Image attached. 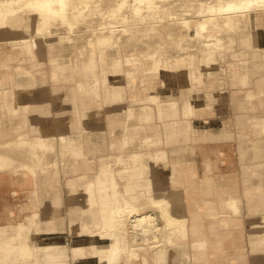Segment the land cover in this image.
<instances>
[{
  "label": "bare ground",
  "instance_id": "1",
  "mask_svg": "<svg viewBox=\"0 0 264 264\" xmlns=\"http://www.w3.org/2000/svg\"><path fill=\"white\" fill-rule=\"evenodd\" d=\"M30 30L35 34H29ZM142 30L147 31L150 36L147 40L154 50L140 58L127 47L139 46L133 45L132 39ZM16 31H21V35L16 36L12 44L7 40L10 37L0 38V47L6 46L0 54L5 75L17 77L15 71L27 58L22 49L44 55L47 53L45 45H48L53 53L51 79L54 82L75 80L83 97L93 93L105 101L112 100L114 108L127 111L115 160L96 172L83 188L89 195L91 219L79 226L71 225L69 235L64 222L59 227L57 216L51 213V217L44 219L45 227H41L45 241H36L25 248L20 254L22 260L27 261L34 253L35 263L42 264L38 256L44 251L48 254L45 264H55V258L72 244L67 236L77 235L79 243L72 247L78 253L90 251L95 262L100 264H124V255L134 260L140 250H144L146 260L162 235L169 239L178 237V240L184 237L181 229L186 225L185 211L180 198L175 199V191L169 190L176 186L179 169L166 147L178 150L181 145L169 146V143L181 137L196 139L200 126L207 127L206 117L194 119L196 115L204 116L212 106H197L194 101L202 100L199 97L202 94L209 99L225 94L219 88L223 81L219 70L223 64L230 67L225 70L237 78L232 81L240 90L247 87L236 95L242 100L239 108L254 109L255 98L264 100V44H261L264 42V0H0V33ZM68 45L69 51L63 50ZM162 47L169 48L166 54L159 52ZM36 63L30 72L35 76L41 72ZM167 72L177 79L181 90L167 94L149 91L157 80L160 88L167 86ZM204 83L208 89L200 87ZM129 92L132 102L139 104L145 97L159 98L155 105L140 104L152 111L158 109V116L179 111L183 118L165 117L173 123L166 121L162 129L153 121H140L143 116L134 112L135 104L117 100ZM19 93L13 90L18 114L21 113ZM150 113L144 116L152 118ZM246 118L249 120L242 122L256 125V132L264 136V114L254 113ZM21 124L26 127L25 123ZM20 138L25 139L24 134ZM83 154L82 143L64 133L39 135L33 139L32 167L35 172L40 168V172L48 174V192L53 194V203L58 204L60 200L56 187L59 161L65 163L67 158ZM210 162L206 160L208 172ZM248 165L255 167L257 172L264 168L263 162ZM188 169L196 175L191 163ZM208 172L202 180L206 189H222L224 185ZM149 173H158L159 179L148 178ZM33 178L35 174L30 176V183ZM147 180L156 184L146 183ZM231 187L233 189L221 196V202L227 208L237 209L241 199L237 196L236 185ZM81 188L78 180L69 183L72 193ZM33 199L37 209V196ZM175 203L180 204L184 219L173 214L171 205ZM156 207L161 209V215L145 211ZM160 220L166 221L165 227ZM39 221L36 212L35 233L40 231ZM3 247L0 244V250ZM170 251H175L174 247ZM125 264H131L130 260L126 259Z\"/></svg>",
  "mask_w": 264,
  "mask_h": 264
},
{
  "label": "crops",
  "instance_id": "2",
  "mask_svg": "<svg viewBox=\"0 0 264 264\" xmlns=\"http://www.w3.org/2000/svg\"><path fill=\"white\" fill-rule=\"evenodd\" d=\"M21 78L26 79L24 76ZM2 79L0 69V88L4 82ZM251 81L252 84L255 83L253 77ZM50 83L54 89L55 98L58 101L63 99L67 102L65 105H57L59 108L57 121L54 120L49 107ZM9 99L13 102L12 98ZM3 100L9 102L0 93V137L5 131L13 132L16 126L10 123L3 125ZM81 103H85V105ZM240 103L242 100L241 102L237 101V104L240 105ZM260 104L264 107V100L260 101ZM19 106L21 113L13 116V120L25 123L33 137L39 135L59 136L64 133L82 143L84 154L67 158L65 163L59 161L57 167L58 185L56 187L60 200L57 204L52 201L53 194L48 192L50 189L47 181L48 174L43 171L36 174L33 167L31 173L29 166H25L24 169V164L27 162L33 164L32 155L21 153L12 155V152L4 148L3 143L1 144L3 141L0 140V244L4 245L0 250V264H35L34 256L32 260L24 261L20 254L25 248L31 247L36 241H39L35 239L34 218L36 212L40 217L38 223L40 231L36 234L43 233L40 236V241L45 240L44 229L41 228L46 225L44 219L51 217V213L57 216L59 227L62 225L61 222H64L63 225L69 235H71V225L79 226L84 221L91 219V213L88 210L89 195L83 188L88 179L109 162L115 160V153L119 150L127 118L125 108H114L112 100L105 101L93 93L88 97H83L77 82L69 79L54 82L48 77L45 82L40 81L28 88L21 89ZM105 108L108 109L111 118V129L107 133L104 130H95V126L100 127L101 125L102 112ZM67 111L70 113L67 114ZM260 114H264V112ZM159 120L156 118V121L159 122ZM238 120L240 121V124L237 122V126H239L238 150L244 182L241 197L244 202L247 199V220L245 217L241 218V215H235L239 212L231 211L233 209L227 208L221 202V196L226 191L233 189L231 185L237 182L235 172L230 169L228 164L229 160L226 161L227 168L223 170V164L222 161H218L217 152L211 155L199 154L198 159H194L195 163H192L196 175L188 172L184 186L170 187L169 189L172 192L175 191L176 200L179 196L183 201L186 225L181 230L184 231L185 236L178 240V237L169 239L168 236L162 235L161 239L163 240L158 239L161 245L156 241L154 252L148 253L146 260L143 256L144 250H140L134 256V260L132 257L124 255L122 257L124 264L126 259H129L131 264H264V177L262 179L253 178L244 169L246 164L264 163V136L256 134V129L250 128L249 121L245 125L240 119ZM242 120L249 119L242 117ZM243 124L244 128H242ZM118 126H120V131L116 133ZM232 127L231 129L234 130V126ZM231 129L228 123L209 124L207 127L199 128L196 132V139L181 137L179 140L169 143V146H185L183 145L185 143L182 142L190 140H194L195 143L219 139L230 140L234 138L230 135ZM224 147L227 146H216L218 149H224L225 152ZM207 159L217 164V166L212 165L214 168L212 173L206 170ZM204 171L205 173H203ZM206 172L214 175L222 185H229V187L206 189L202 182ZM34 174L36 175V178H33L36 179L35 184L33 179L31 183L29 181L30 176H34ZM262 174L264 175V172ZM249 178H251L252 184L250 192L246 191V180ZM76 180L79 181L82 188L72 193L69 191V183ZM260 185L262 187H259ZM33 196H37V209L34 207ZM249 197H251V203H249ZM171 208L173 214L179 217L181 212L179 205L175 203L171 205ZM244 209L245 203L242 205V211ZM145 211H155L161 215L159 207ZM240 221L242 224L238 223ZM159 222L164 227L166 226L165 220ZM67 239L72 240V237L67 236ZM188 239L191 242L190 247L184 243ZM74 243H79V241ZM176 243L181 245H176ZM170 247L171 249L174 247L175 251L171 252ZM73 248L75 247H72V244L67 247L64 253H61L64 257L55 259L54 263L86 264L88 260H91L90 264H100V262H95V256L90 251L79 254ZM86 248L88 249V247ZM43 256L41 259L44 262Z\"/></svg>",
  "mask_w": 264,
  "mask_h": 264
},
{
  "label": "rangeland",
  "instance_id": "3",
  "mask_svg": "<svg viewBox=\"0 0 264 264\" xmlns=\"http://www.w3.org/2000/svg\"><path fill=\"white\" fill-rule=\"evenodd\" d=\"M29 34L33 35V34H35V32L33 30H30ZM19 35H21V31H16L14 33L4 32L3 34L0 33V38L8 36L10 38H8L7 40H10L9 42H10V44H12L13 43L12 41H15L16 36H19ZM148 38H150V36L147 34V31L142 30L137 35V37H134L132 39L133 45L137 44L139 46L130 45L127 48L131 52H135L134 53L135 56L143 58V57H145V54H147V52L154 50V46H153V44L149 43V41L147 40ZM141 41H142L143 45L141 44ZM261 44H264V42L261 41ZM4 45L5 44H2L0 47V54H1L2 50L6 47ZM45 46H46L47 53L44 55L39 54L38 52L34 53L31 50L22 49V50H24L23 54L25 56H27V58H24L22 60V63H20L21 68L19 70L15 71V74L17 76L16 78L14 76H11V75H5L3 72V68L0 65L2 78H3L2 80L4 81L1 84L2 87L0 88V93L4 96L5 100H7V99L9 100V102H6L3 100L4 106L2 109L3 110L2 123H3V125H6L7 123L16 125L15 130L13 132L5 131L3 133V136L0 137V140L3 141V142H1V144L3 143L4 148H6L10 152H12V155H14L16 153L31 155V144H32L33 139L35 137H33L29 133L27 127H24L21 125L20 122H15L13 120V116L18 115V113H16V111H15L16 102H17L16 98L17 97L13 94V90H17L20 92L21 89L28 88L29 86L35 85L36 83H38L40 81H42V82L47 81L48 77H49V79H51V68H52L51 57L53 56V53L51 52L48 45H45ZM68 48H70V45L63 48V50L69 51ZM168 49H169L168 47H162V48H160V50H162V51L159 50V52L166 54ZM46 56H47V59H45ZM37 59L40 60L38 63L35 62ZM35 63H36V66L41 69V72H37L36 76L33 75L32 73H30L32 71L31 68L35 67ZM229 68L230 67L227 66V64H223L222 68L219 70V74L223 78L222 79L223 81L221 83H219V85H220L219 88H220V90H223L225 92V94H223L221 96H215L214 98H211V99L205 97L202 94L199 96L202 100H196V101L193 100L197 106H201V105L212 106V109H209V111L207 113H205L204 116L198 117L196 115L194 120L205 119V117H206V120H208L209 124H216V125L218 124L219 125L221 123L222 124L228 123L230 129L232 126H234V130L231 129V132H230L231 137H234V138H232L230 140L229 139L228 140H221V139L209 140V141L200 142V143H198V142L195 143L194 140H190L188 142L183 141L182 143H185L183 145H185L186 147L182 146V147L178 148V150L173 149L172 151H171L172 147H166V146L165 147L167 148V151L169 149L170 155L174 158V161L176 160L175 164L178 165L179 171L176 174L177 183H176L175 187H181V186L185 185V178L187 177V173L191 172V170L188 169V165L190 163L192 164L194 162V159L195 160H196V158L198 159L199 154H203V155L204 154H206V155L210 154L211 155L212 153L216 154V152H217L218 153L217 156L219 157L218 161H222L223 170H225L227 168L226 161L229 160L228 164L230 165V169L233 170V172H235V178L237 181L235 183V185L237 184L236 185L237 196L240 197V199H241L239 207L237 209L231 208V209H233L231 211L239 212L238 214H235V213L234 214L235 215H241V218L245 217V219L247 220V218H248V211H247L248 205L246 203L247 199H245V202H244L242 200V197H241L242 196L241 191L243 190L244 182H243V175H242L243 169L241 166V158H240V154H239V150H238V128H239V126H237V122L240 124V121L238 119H240L242 121V117L243 118H245L246 116L249 117V114H247V113H250L253 115L254 113L260 114V113L264 112V107L261 106L259 98H255L253 100V102L256 104V107L254 109L239 108L240 105L237 104V101L241 102V98L237 97L236 95H237V93H242L247 87L244 88V90H240L237 87V86H239V85L235 84V81H237L236 80L237 78L231 72L226 71ZM7 72H9V71H7ZM21 76H24L26 79L21 78ZM165 76L168 77V80H169L167 86L160 88L161 83L159 82V80H157L155 87L152 89H149V91H155L156 90V91H160L162 94H167L169 92H172V90H177V91L181 90V87H179L177 79L170 72H167L165 74ZM232 79H234L235 81H232ZM56 81H59V80H56ZM6 82H8V83H6ZM244 83H242V81H241V84H244ZM200 87L203 90H205L206 88L208 89V87L205 83L200 85ZM55 97H56V95H55L54 89L52 88V84H51V88L49 90V107L51 108V114L53 115L54 120L57 121V113L59 110L57 105L58 104L60 106L65 105L67 102H65V100H63V99H59V101H58V99H56ZM9 98H12L13 102H12V100L10 101ZM131 98H132V95L129 92V93H124V95L121 97H118L117 100L122 101V102H125V101L128 102L129 101L131 104H135L136 107H134V109H135L134 112L138 116H143L140 121H144V122L146 121L147 123H150L151 121H153L154 123H156V125H158L159 129H162V126L165 124L166 121H170L171 123H173L172 120H169L165 117L170 116L169 118H175V117H182L183 118L182 113L178 114L179 111H177L176 114L158 116L159 115L158 109L157 110L154 109L152 111L148 107L143 108L142 106H140V104L142 105V103H144V105L145 104L155 105L156 101L160 100L159 98L153 99V98L145 97L143 99L144 101L140 102V104H139V102H132L133 100ZM103 99L105 100V98H103ZM67 105H70V104H67ZM69 113H70V111H67V114H69ZM102 113H103L102 119L100 122L101 125H100V127L95 126V130L96 131L97 130L98 131L104 130L107 133L111 129V118H110V115L108 113L107 108H105ZM147 113L148 114L150 113V115H152V118L144 116V115H147ZM242 114H244V115L242 116ZM156 118L160 119L159 122L156 121ZM252 120H255V119L253 118ZM175 121H176V119H175ZM196 124L198 126L200 125L199 123H196ZM245 125L243 124L242 128H244ZM116 128H117L116 133H118L120 131V126H118ZM190 128L192 129V135H194L195 132H194L193 126ZM200 128H203V127L200 126ZM250 128L257 129V126L251 125ZM234 131L236 132V135H235ZM21 134H24L25 139L20 138ZM256 134L261 135L260 133H256ZM193 138L194 137H191V139H193ZM165 144H166V141L163 142V145H165ZM216 146H227V147H224L225 148V152H224V149H221V148L218 149V148H216ZM218 150H220L221 154ZM213 164L215 166H217L216 162L215 163L213 161L210 162L211 167H210L209 171L211 173L214 171V168L212 167ZM251 164L253 165V163H251ZM25 166H29L31 168V173H32V162H27L26 164H24V169H25ZM244 169H245V172H247L248 175L253 176V178L259 177L260 179H262V177H264V175L262 174V172H264V168L262 169L261 172H257L255 167H250L248 164H246ZM39 172H40V168L35 173L38 174ZM147 177L150 179L153 178L154 180L159 179L158 173H149V174H147ZM146 183H152V185L156 184L155 181L150 182V180H147ZM224 186L229 187V185H224ZM259 187H262V186L260 185ZM251 188H252L251 178H249L248 180H246V191L250 192ZM177 198H180V202L182 204V210H183V207H184L183 201H182L181 197L178 196ZM250 200H251V197H249V203H251ZM243 203H245V209L242 211ZM177 204L180 207V204L179 203H177ZM182 210H181L180 215H179L180 219L185 218L184 215L182 214ZM240 211H242V212H240ZM87 218L89 219V217H87ZM238 223L242 224L241 221ZM247 225H248V221H247ZM41 234H43V233H37V234L35 233V239L40 241ZM248 236H249V241H250L249 230H248ZM71 237H72V246H73V245H75L74 242L78 241L77 240L78 236L75 235V236H71ZM44 241H42V242H44ZM184 243L188 246L191 244L189 239ZM67 245H68V242H67ZM159 245H161V243ZM250 248L252 249L251 243H250ZM73 249L75 251V248H73ZM251 249H250V251H251ZM39 254L41 256L44 255L43 256L44 260L48 258V254H46L44 251H41ZM40 255L38 256L39 258H41ZM251 255H252V251H251ZM33 256L35 257L34 253H32L30 255L29 260H32ZM59 256L64 257V256H62V254H59ZM58 258L59 257H57L55 259H58ZM35 260H36V257H35ZM45 263H46V260L42 264H45Z\"/></svg>",
  "mask_w": 264,
  "mask_h": 264
}]
</instances>
